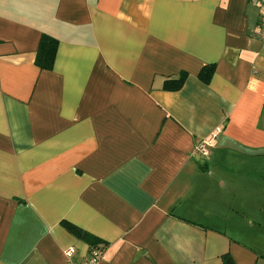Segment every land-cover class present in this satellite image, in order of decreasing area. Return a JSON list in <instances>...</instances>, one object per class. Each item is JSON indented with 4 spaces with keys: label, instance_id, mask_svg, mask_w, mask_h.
<instances>
[{
    "label": "crops",
    "instance_id": "0c3cea01",
    "mask_svg": "<svg viewBox=\"0 0 264 264\" xmlns=\"http://www.w3.org/2000/svg\"><path fill=\"white\" fill-rule=\"evenodd\" d=\"M263 12L0 0V264H81L89 243L68 224L101 240L96 264H264Z\"/></svg>",
    "mask_w": 264,
    "mask_h": 264
},
{
    "label": "trees",
    "instance_id": "16d2710c",
    "mask_svg": "<svg viewBox=\"0 0 264 264\" xmlns=\"http://www.w3.org/2000/svg\"><path fill=\"white\" fill-rule=\"evenodd\" d=\"M57 46H58L57 39L47 34H42L39 40L37 51H36V57H35L36 65H38L40 68L50 69L54 62V58H55L56 51H57ZM214 67H215L214 64H209L207 66H204L201 69L200 73L198 74L200 79H202L204 82H207L210 79L214 71ZM185 76H186V72L183 71L177 78L167 79L164 83V87L167 89H171V90L180 88V86L182 85L184 81ZM63 223L66 224V222H63ZM68 227L71 230L75 231L81 239L89 243V247H90L89 252L92 249L100 250L97 247L98 243L101 242L99 238H96L88 234L87 232L81 229H78L74 226H70L69 224H68ZM223 258H224V264H233L229 255H225Z\"/></svg>",
    "mask_w": 264,
    "mask_h": 264
},
{
    "label": "built area",
    "instance_id": "2783aa9c",
    "mask_svg": "<svg viewBox=\"0 0 264 264\" xmlns=\"http://www.w3.org/2000/svg\"><path fill=\"white\" fill-rule=\"evenodd\" d=\"M258 38L264 40V12L260 15L258 22H257V29L255 31ZM221 128H215L211 134L207 137L202 138L198 141L195 146V152L200 154L201 156H208L210 155V150L213 146L214 139L220 133ZM74 252L72 247L66 248L64 250L65 256L69 257ZM100 258V251L98 249H92L88 256L84 258L81 264H96Z\"/></svg>",
    "mask_w": 264,
    "mask_h": 264
}]
</instances>
